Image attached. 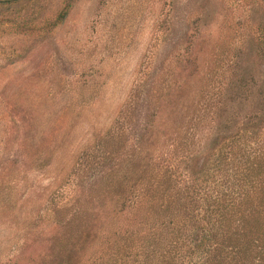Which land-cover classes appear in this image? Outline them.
<instances>
[{"label": "rangeland", "instance_id": "374dc122", "mask_svg": "<svg viewBox=\"0 0 264 264\" xmlns=\"http://www.w3.org/2000/svg\"><path fill=\"white\" fill-rule=\"evenodd\" d=\"M232 137H264V0L0 5V264H42L62 239L90 253L132 157L211 185Z\"/></svg>", "mask_w": 264, "mask_h": 264}, {"label": "trees", "instance_id": "16d2710c", "mask_svg": "<svg viewBox=\"0 0 264 264\" xmlns=\"http://www.w3.org/2000/svg\"><path fill=\"white\" fill-rule=\"evenodd\" d=\"M12 1L19 0L0 5ZM111 130L112 125L99 132L97 144ZM143 159L141 153L132 157L134 172L123 173L122 167L105 184L109 201L116 196L115 213L110 235L101 230L94 237L100 247L73 251L76 247L65 246L78 240L62 239L42 256V264H264V137L255 147L228 140L207 168L211 185L175 180L170 167L155 171ZM115 186L122 191L110 193ZM10 246L12 255L20 245Z\"/></svg>", "mask_w": 264, "mask_h": 264}]
</instances>
